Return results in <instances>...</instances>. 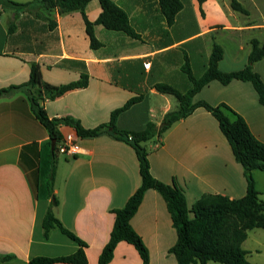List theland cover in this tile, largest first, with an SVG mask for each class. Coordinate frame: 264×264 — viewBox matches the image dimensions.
<instances>
[{
    "label": "crops",
    "instance_id": "obj_1",
    "mask_svg": "<svg viewBox=\"0 0 264 264\" xmlns=\"http://www.w3.org/2000/svg\"><path fill=\"white\" fill-rule=\"evenodd\" d=\"M111 1L125 11L140 38L95 25L93 33L101 47L94 50L79 11L59 15L36 2L16 8L0 0V89L26 83L33 63L40 66L42 82L51 86L87 75L85 88L42 102L49 119L70 117L83 128L93 129L107 123L110 113L129 99L141 97L115 121L117 129L139 132L149 122L159 127L164 115L178 107L173 96L155 90L156 84L170 85L182 93L190 89L182 71L185 61L192 76L200 78L217 44L223 50L217 68L234 72L246 66L252 40L264 43V0H237L247 15L233 11L229 0H205L201 5L182 0L183 7L171 26L158 0ZM84 12L89 21H95L101 12L99 2L90 0ZM145 63L149 65L144 67ZM252 69L264 81V58ZM192 101L212 106L224 103L264 143V106L249 82L233 80L222 85L211 81ZM57 129L61 135L75 133L65 125ZM50 143L22 91L0 96V255L10 256L0 264H27L33 257L66 256L77 249L58 229L50 230L47 238L43 234L41 224L51 201ZM77 145L79 154L63 156L61 167L55 165L52 190L57 205L52 210L64 228L85 244L86 264H98L113 227L112 211L122 208L140 185L138 162L127 143L108 134L78 137ZM145 149L151 175L181 188L189 208L204 194L229 199L245 194L243 170L216 120L203 108L155 136ZM257 172L252 173L255 188L256 175L261 178ZM130 225L147 248L149 264H176L168 253L176 233L156 191L144 193ZM108 264H141V260L131 245L120 242Z\"/></svg>",
    "mask_w": 264,
    "mask_h": 264
},
{
    "label": "trees",
    "instance_id": "obj_2",
    "mask_svg": "<svg viewBox=\"0 0 264 264\" xmlns=\"http://www.w3.org/2000/svg\"><path fill=\"white\" fill-rule=\"evenodd\" d=\"M90 0H32L27 3H14L6 0L4 3L16 8H27L31 3H38L47 12L56 10L59 15L71 11H79L85 26V33L89 39L91 49H98L101 43L95 38L93 27L101 25L105 29L122 32L131 39H139V35L129 24L127 14L111 0H97L101 12L95 21H89L84 9ZM201 5L205 0H196ZM233 11L247 15L248 12L237 0H229ZM158 6L167 26H171L176 15L183 7L182 0H158ZM223 56L222 48L214 44L203 75L194 78L187 61L182 65L191 87L182 93L166 84H156L155 90L160 94L173 96L178 103L176 110L166 113L159 127L149 122L139 132H128L117 129L115 121L119 114L141 100V97L129 99L122 107L110 113L109 121L93 129H85L80 122L70 118L49 119L42 102L47 98L53 100L64 93L82 89L87 86V75H81L79 80L65 85L51 86L41 80V69L38 64H31L29 79L18 86H9L0 89V96L10 95L15 91H22L29 103L31 111L38 122L45 128L50 142L55 141L52 147L48 192L51 198L49 208L42 220L44 237L52 229H58L61 234L76 243L74 253L60 257L38 256L31 258L27 264H86L85 244L73 233L68 231L53 213L57 200L53 195V178L56 168V144L60 141L61 134L58 125L71 127L77 137L95 138L108 134L112 138L127 143L134 151L140 176V185L129 197L124 206L113 210L114 223L107 243L98 257V264H108L113 251L118 243L125 242L137 252L141 264H149L147 248L139 235L132 229L130 219L137 211L144 193L151 189L156 191L164 200L170 215L172 226L176 233L175 243L169 248L168 253L175 258L176 264H251L246 259V251L242 243L247 238V232L254 228L264 231V201L259 199L255 188L253 171L264 172V143L251 133L245 120L224 103L216 106L204 101L193 102V97L202 87L211 81L227 85L233 80L249 82L255 90L259 104L264 106V81L253 71L252 65L264 58V43L251 41V50L246 66L234 72H221L217 68L218 61ZM197 108H203L216 120L219 130L227 141L234 160L241 166L246 182L243 197L229 199L219 194H204L189 208L186 204L183 190L175 183L166 184L155 179L149 169L148 153L144 143L155 136L165 133L173 124L188 117ZM110 129V130H109ZM51 144V143H50ZM10 259V256L0 255V263Z\"/></svg>",
    "mask_w": 264,
    "mask_h": 264
},
{
    "label": "rangeland",
    "instance_id": "obj_3",
    "mask_svg": "<svg viewBox=\"0 0 264 264\" xmlns=\"http://www.w3.org/2000/svg\"><path fill=\"white\" fill-rule=\"evenodd\" d=\"M3 1L5 2L6 0ZM150 144L151 140L145 142L143 145L146 148ZM49 160L50 158H48L47 172L49 169ZM56 162V165H58V167H61L60 165H62V163L64 162L63 156L60 154H56ZM257 173L261 176V178L257 177L256 175V189L259 192V199L264 201V172L258 171ZM242 248L247 252L246 259L248 260V262H250L251 264H264V231L261 228H254L252 230H249L247 232L246 240L242 243ZM208 264L219 263L209 262Z\"/></svg>",
    "mask_w": 264,
    "mask_h": 264
},
{
    "label": "built area",
    "instance_id": "obj_4",
    "mask_svg": "<svg viewBox=\"0 0 264 264\" xmlns=\"http://www.w3.org/2000/svg\"><path fill=\"white\" fill-rule=\"evenodd\" d=\"M149 64L145 63L144 67ZM77 135L76 133H65L61 135L60 141L56 144V153L67 158H72L81 152L79 146L77 145Z\"/></svg>",
    "mask_w": 264,
    "mask_h": 264
},
{
    "label": "water",
    "instance_id": "obj_5",
    "mask_svg": "<svg viewBox=\"0 0 264 264\" xmlns=\"http://www.w3.org/2000/svg\"><path fill=\"white\" fill-rule=\"evenodd\" d=\"M54 143H55V141L52 140V141H51V147H53Z\"/></svg>",
    "mask_w": 264,
    "mask_h": 264
}]
</instances>
